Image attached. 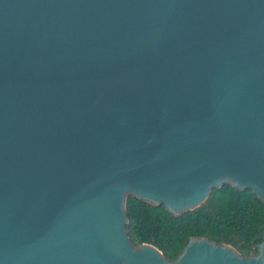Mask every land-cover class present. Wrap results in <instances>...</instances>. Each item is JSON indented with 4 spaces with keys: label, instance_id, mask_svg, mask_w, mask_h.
<instances>
[{
    "label": "water",
    "instance_id": "water-1",
    "mask_svg": "<svg viewBox=\"0 0 264 264\" xmlns=\"http://www.w3.org/2000/svg\"><path fill=\"white\" fill-rule=\"evenodd\" d=\"M224 184L264 202V0H0V264H264L131 240Z\"/></svg>",
    "mask_w": 264,
    "mask_h": 264
},
{
    "label": "trees",
    "instance_id": "trees-1",
    "mask_svg": "<svg viewBox=\"0 0 264 264\" xmlns=\"http://www.w3.org/2000/svg\"><path fill=\"white\" fill-rule=\"evenodd\" d=\"M127 214L131 240L152 243L169 259H176L193 236L231 244L249 256L258 252L264 233V202L251 188L230 184L213 188L204 203L178 216L130 194Z\"/></svg>",
    "mask_w": 264,
    "mask_h": 264
}]
</instances>
